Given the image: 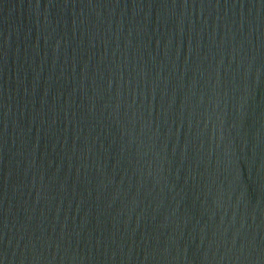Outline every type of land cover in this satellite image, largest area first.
I'll use <instances>...</instances> for the list:
<instances>
[{
  "label": "water",
  "instance_id": "95a60500",
  "mask_svg": "<svg viewBox=\"0 0 264 264\" xmlns=\"http://www.w3.org/2000/svg\"><path fill=\"white\" fill-rule=\"evenodd\" d=\"M0 264H264V0H0Z\"/></svg>",
  "mask_w": 264,
  "mask_h": 264
}]
</instances>
